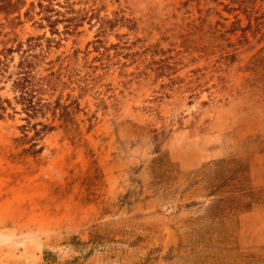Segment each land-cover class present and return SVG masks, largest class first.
I'll return each instance as SVG.
<instances>
[{
    "label": "rangeland",
    "instance_id": "1",
    "mask_svg": "<svg viewBox=\"0 0 264 264\" xmlns=\"http://www.w3.org/2000/svg\"><path fill=\"white\" fill-rule=\"evenodd\" d=\"M18 187L27 264H264V0H0Z\"/></svg>",
    "mask_w": 264,
    "mask_h": 264
},
{
    "label": "crops",
    "instance_id": "2",
    "mask_svg": "<svg viewBox=\"0 0 264 264\" xmlns=\"http://www.w3.org/2000/svg\"><path fill=\"white\" fill-rule=\"evenodd\" d=\"M221 151V146L212 147L208 151L209 158L221 156ZM200 162L184 159L181 161V167H196ZM6 208L5 214L9 221L0 226V264H27L29 261L34 263V259L39 257L41 245L45 242L41 239L38 222L19 223V187L7 190L0 200V211Z\"/></svg>",
    "mask_w": 264,
    "mask_h": 264
},
{
    "label": "trees",
    "instance_id": "3",
    "mask_svg": "<svg viewBox=\"0 0 264 264\" xmlns=\"http://www.w3.org/2000/svg\"><path fill=\"white\" fill-rule=\"evenodd\" d=\"M40 6H41V3L39 4ZM250 27H251V23H250V20H249V22H248V24L242 29L243 31H245V30H247V29H250ZM234 29H232V28H228V29H226V31H233ZM243 37H244V40H246L247 38H246V36H245V34L243 35ZM229 45H232L231 43H229ZM260 51V50H259ZM260 53V52H259ZM237 54H239L238 53V51H237V49H233V50H227V51H224V52H221L220 54H219V58H221V59H223V60H228V59H231V60H233L236 56H237ZM252 61H253V63L252 64H257L259 61H261V59L260 58H258V56L257 55H254L253 57H252Z\"/></svg>",
    "mask_w": 264,
    "mask_h": 264
}]
</instances>
